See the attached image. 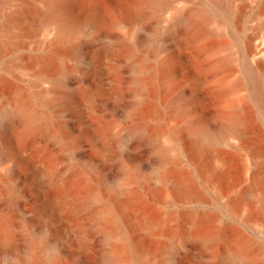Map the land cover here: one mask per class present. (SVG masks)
<instances>
[{
    "label": "bare ground",
    "instance_id": "1",
    "mask_svg": "<svg viewBox=\"0 0 264 264\" xmlns=\"http://www.w3.org/2000/svg\"><path fill=\"white\" fill-rule=\"evenodd\" d=\"M40 1L38 29L44 35V44L40 52L28 57V66H37L29 86L37 91L0 92V203L9 206L8 210L0 206V264H59L62 255L74 249L81 251L85 261L92 262L96 258L94 227L100 228L108 247L98 264H144L148 248L137 235L138 229L154 234L160 222L140 213V194L131 183L151 178L164 181L168 172L161 166L143 172L134 159L130 162L123 157L121 147L137 156L142 140L151 141L165 133L159 115L167 111L172 127L167 130L170 142L161 150V164L178 165L182 157L178 138L185 132L192 143L190 160L205 177L211 167L204 154L223 145L232 147L233 136L244 137V103H250L264 123V0H255L258 6H251L249 17L257 22L246 38L238 34L237 25L244 15L234 4L236 0H197L195 4L189 0H148L145 7L134 0H115L124 5L128 22L119 24L125 29L119 38L105 32L96 36L88 67L96 84L90 90L67 84L76 67L66 61H83V34L93 27L89 19L103 20L109 10L96 0ZM3 3L0 53L9 51L11 60L22 46L17 40L25 31L16 32V28L29 7L21 3L11 13L3 14ZM148 18L159 30L143 40L140 33L145 31ZM213 20L218 22V31L231 41L205 49L204 41L213 35L207 26ZM183 31L190 33V42L205 54L207 67L217 73L214 85L220 100L218 117L213 121L222 126L219 132L211 131L201 115L206 100L199 99L192 107L185 97L186 89H196L202 78L186 75V62L180 56L187 45ZM13 39L15 42H11ZM123 60L131 72L133 100L129 106H125L121 89ZM6 67L7 63L0 60V87L4 84L1 71ZM152 89L156 92L151 95ZM101 97L110 115L99 111ZM121 116L131 122L123 123ZM137 116L143 119L140 124H136ZM28 135L30 141L26 140ZM56 148L66 160L60 161ZM168 151L175 153L169 156ZM252 176L254 184L258 176ZM181 181L185 184L182 196L200 198L201 193L188 177L181 176ZM20 200L29 221L19 226L15 216ZM184 215L193 228L189 238L215 243L219 234L209 228L205 213L188 209ZM107 224L110 227H105ZM131 224L136 233L133 237L129 235ZM17 227L23 232L20 241L15 238ZM174 246L173 240L167 243L158 264H176ZM236 247L246 252L249 244L239 240ZM200 257L197 252L193 264H200ZM225 259L254 264L249 254L241 257L230 253ZM69 264L80 263L74 258Z\"/></svg>",
    "mask_w": 264,
    "mask_h": 264
},
{
    "label": "rangeland",
    "instance_id": "2",
    "mask_svg": "<svg viewBox=\"0 0 264 264\" xmlns=\"http://www.w3.org/2000/svg\"><path fill=\"white\" fill-rule=\"evenodd\" d=\"M96 1L109 10V15L99 21L89 19L93 22V27L83 34L85 37L82 39L80 51L83 61L78 64H73L70 60L66 61L70 67H76V72L73 71L67 77V84L81 86L88 90L96 84L95 78L88 70L92 60L91 52L97 45L96 36L105 32L112 38H119L125 32V29L119 27V24L128 22V13L124 5L115 0ZM134 1L140 3L141 7L148 5V0ZM189 1L191 4L197 3V0ZM21 3L28 5L29 12L17 26L16 32L25 31V34L18 40L15 38V40L21 41L22 46L11 59L12 61L10 55L7 54L9 51L4 50L0 53V60L7 63V67L1 71L4 77V84L0 87L1 93L10 94L21 89L29 94L37 91L36 88L29 86L31 76L36 72L37 66H28V57L34 51L40 52L44 44V35L38 29L42 3L40 0H4L3 14L11 13ZM234 4L241 7L244 15L240 25H237L238 34L240 37L246 38L251 34V27L257 22L249 17L251 6L257 7L258 2L236 0ZM175 5L180 6L181 4L176 2ZM3 22L4 17L0 14V25ZM217 23L216 20H213L207 26L213 31V35L204 41L205 49H216L222 46L224 40L228 43L231 41L227 35L218 31ZM162 24L164 25L163 22ZM145 28V31L140 33L143 40H147L159 30V26L151 18L145 21ZM183 32L187 45L180 56L186 62V75L188 77L199 75L202 78V82L196 89L193 87L186 89L185 97L192 107L199 99L206 100V106L203 111L201 110V115L209 123L211 131L219 132L222 130V126L213 121L215 117H218L217 108L220 100L214 85L217 73L207 67L208 60L205 54L190 42V33ZM1 37L3 39V35L0 36V39ZM15 40L13 39L11 42H15ZM10 47L11 45L8 46L9 49ZM233 66L235 67L234 63ZM121 67L124 77L121 89L125 96V106H129L133 100L129 84L130 67L126 60L121 62ZM233 74L235 78L239 77L238 71L235 70ZM179 75L181 77V73ZM153 92L156 91L150 90L151 95ZM104 101L105 98H98L99 106H101L99 111H107L105 115H110L109 109L104 110ZM243 110L244 137L233 136L230 138L232 147L223 145L214 152L204 154L203 158L209 162L211 167V173L205 177L200 174L195 163L190 160L189 153L192 151V143L185 132L180 133L178 138V151L182 153L178 165L174 168L167 163L161 164V150L167 147L170 142L167 130L172 127V123L168 122L165 114L167 111H161L159 115V121L164 127L165 133H160L151 141L142 140L137 156L127 150L124 145L121 147V150L124 151L123 157L130 162L134 159V162L141 166L143 172L149 173L159 166L168 172V178L164 181L151 178L148 181H133L131 183V187L136 188L140 194V213L160 222L154 234L145 228L138 229L137 235L148 248L144 264H158L162 260L165 246L170 240H173L175 244L173 261L176 264H193V258L197 252L201 253L200 264H236L234 261L225 259L230 253H237L241 257L249 254L254 264H264V123L250 103H244ZM120 120L126 124L131 122L122 116ZM1 121L3 118L0 113V123ZM142 121L143 119L139 116L136 117V124H140ZM149 123L150 121H148V129L151 128ZM73 124L74 122L70 125L73 126ZM30 137L28 135L26 140L30 141ZM55 151L60 161L66 160L62 151L57 148ZM115 151L118 153V150ZM174 153V151L167 152L169 156ZM253 174L258 176V180L254 184L252 183ZM181 176L188 177L193 187L201 193L200 198L191 199L181 195L185 191V184L181 181ZM0 206L4 210L9 209L7 203H0ZM16 208L15 222L18 225L25 221L28 222V215L22 213L23 200L18 202ZM188 209L206 214L209 218V228L219 234L215 243L212 245L203 244L198 238L188 237L193 230L192 224L187 221L184 215ZM105 227H110V225L107 224ZM92 235L96 253L95 260L85 261L81 251L74 249L71 253L62 255L59 264H69L74 258L80 264H98L108 247L103 241L100 228L94 227ZM129 235L130 237L136 235L132 224ZM22 236L21 228L17 227L15 238L20 241ZM239 240L249 244L246 252L237 249L236 242ZM125 264L135 263L130 261Z\"/></svg>",
    "mask_w": 264,
    "mask_h": 264
}]
</instances>
